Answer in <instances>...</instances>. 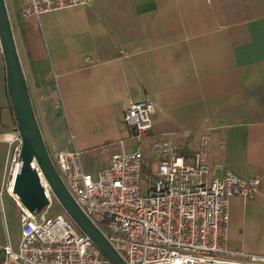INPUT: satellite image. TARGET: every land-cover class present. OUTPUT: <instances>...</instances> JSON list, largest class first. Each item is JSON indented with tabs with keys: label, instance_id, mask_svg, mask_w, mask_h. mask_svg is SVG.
<instances>
[{
	"label": "crops",
	"instance_id": "1",
	"mask_svg": "<svg viewBox=\"0 0 264 264\" xmlns=\"http://www.w3.org/2000/svg\"><path fill=\"white\" fill-rule=\"evenodd\" d=\"M10 5L31 103L50 108L52 146L79 149L87 171L98 159L96 172L129 135L126 98L152 103L149 143L199 155L209 179H260L253 199H230L227 245L264 258V0H88L38 18ZM0 110H11L1 63Z\"/></svg>",
	"mask_w": 264,
	"mask_h": 264
},
{
	"label": "built area",
	"instance_id": "2",
	"mask_svg": "<svg viewBox=\"0 0 264 264\" xmlns=\"http://www.w3.org/2000/svg\"><path fill=\"white\" fill-rule=\"evenodd\" d=\"M20 15L41 14L88 0H20ZM154 105L128 97L123 121L128 137L107 164L96 172L84 169L76 147L49 148L48 154L64 186L87 218L103 233L126 264H264L227 245L230 199L243 201L259 193L260 179H241L231 171L208 178L199 155L181 151L170 140L148 143ZM145 139L146 150L141 142ZM12 145L0 183V201L13 199L22 141ZM145 157L151 160L149 169ZM38 175L47 203L29 212L18 203L19 230L0 243L3 264H112L66 215L51 188ZM53 207L59 211L52 213Z\"/></svg>",
	"mask_w": 264,
	"mask_h": 264
},
{
	"label": "water",
	"instance_id": "3",
	"mask_svg": "<svg viewBox=\"0 0 264 264\" xmlns=\"http://www.w3.org/2000/svg\"><path fill=\"white\" fill-rule=\"evenodd\" d=\"M0 47L5 63L6 87L22 146L13 194L18 204L37 212L47 203L38 175L51 188L66 215L112 262L126 264L103 233L87 218L64 186L48 154L18 57L5 0H0Z\"/></svg>",
	"mask_w": 264,
	"mask_h": 264
},
{
	"label": "rangeland",
	"instance_id": "4",
	"mask_svg": "<svg viewBox=\"0 0 264 264\" xmlns=\"http://www.w3.org/2000/svg\"><path fill=\"white\" fill-rule=\"evenodd\" d=\"M6 7L8 14L11 13V0H5ZM0 63L2 67V71H5L4 66V59L2 55H0ZM54 106V105H53ZM32 107L41 131V134L43 136L44 142L46 144L47 150L51 147L54 148L55 146H52L50 143V140L48 138L50 128H51V118H50V108L48 105L39 102L36 97H32ZM17 126L15 122V118L12 112V109L10 110L9 115L4 114L0 110V183L1 178L3 176L6 162L8 159V155L11 154L12 151V145L8 144V139L14 136L17 133ZM148 139V138H147ZM149 143V142H148ZM150 144V143H149ZM143 151L146 149V143L145 139L141 142ZM58 148V147H55ZM98 157V156H97ZM98 160V159H97ZM96 160V161H97ZM95 160L92 162H88V168L90 171H95L92 169H96L98 167V163ZM151 164V160H149L148 157H145V166L146 169H149ZM13 199L8 198L7 196L3 197V200L0 201V243H2L5 239L6 232L13 238L18 235L19 230V207L16 204ZM59 211V207H53L52 213L55 214Z\"/></svg>",
	"mask_w": 264,
	"mask_h": 264
},
{
	"label": "trees",
	"instance_id": "5",
	"mask_svg": "<svg viewBox=\"0 0 264 264\" xmlns=\"http://www.w3.org/2000/svg\"><path fill=\"white\" fill-rule=\"evenodd\" d=\"M0 264H2V260L0 259Z\"/></svg>",
	"mask_w": 264,
	"mask_h": 264
},
{
	"label": "bare ground",
	"instance_id": "6",
	"mask_svg": "<svg viewBox=\"0 0 264 264\" xmlns=\"http://www.w3.org/2000/svg\"><path fill=\"white\" fill-rule=\"evenodd\" d=\"M16 202L18 203L17 199H16Z\"/></svg>",
	"mask_w": 264,
	"mask_h": 264
}]
</instances>
